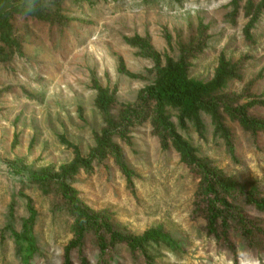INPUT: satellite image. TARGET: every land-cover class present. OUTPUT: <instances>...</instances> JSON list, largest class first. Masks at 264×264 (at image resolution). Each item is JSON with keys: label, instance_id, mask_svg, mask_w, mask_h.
<instances>
[{"label": "rangeland", "instance_id": "1", "mask_svg": "<svg viewBox=\"0 0 264 264\" xmlns=\"http://www.w3.org/2000/svg\"><path fill=\"white\" fill-rule=\"evenodd\" d=\"M181 58L190 79L218 83L197 113L125 122ZM186 153L264 199V0H0V264H22L13 233L34 241L29 264H97L94 231L72 248L75 216L58 201L70 169L80 207L140 242L115 244L108 264H264V212L241 200L220 247ZM236 211L261 231L253 244ZM153 232L180 248L144 240Z\"/></svg>", "mask_w": 264, "mask_h": 264}, {"label": "trees", "instance_id": "2", "mask_svg": "<svg viewBox=\"0 0 264 264\" xmlns=\"http://www.w3.org/2000/svg\"><path fill=\"white\" fill-rule=\"evenodd\" d=\"M45 7L46 11H51L50 5L47 3ZM43 21L54 20L46 17ZM67 22L69 23V21ZM185 67V61L182 58L174 64L171 63L152 88L139 94L133 109L127 112L125 122L136 125L142 124L149 113L152 112L155 123L163 125V112L166 107H172L188 114H196L198 108L202 105L203 99L209 98L216 91L218 83L216 80L209 84L190 79ZM108 102L107 99H101L103 107ZM224 111L226 116L239 120L244 124V127H247V117L243 118L242 113L238 114L229 108ZM185 157L187 159L186 163L192 168V172L201 173L202 175V187L197 197L203 202L199 207V211L207 220V234L214 237L220 247L229 248L230 242L228 239L231 227L228 220L234 218L233 212L239 208L236 205L243 200L257 211L264 212V199L260 197L258 188L253 185L225 181L213 173L207 165L193 161L189 157V153H186ZM73 172L74 169L64 172L55 182L59 203L67 207L75 216V239L72 248L77 247V249H80L87 231L93 230L95 245L99 251L97 264H108L112 261L114 257L113 249L117 243H125L134 249L141 250L140 242L121 235L108 226L102 218L91 215L87 210L80 207L66 184L68 176ZM31 181L34 184L45 186L50 185L52 182L48 177L42 175H33ZM227 199H232L235 203L230 206ZM236 212L239 219L240 233L248 243L253 244L261 231L255 224L250 223L242 213ZM33 219V217H30L24 221L22 223L23 228L26 229L28 222ZM13 234L20 246V243H26V247L22 248V264H29L36 248L34 241L27 235L22 238L18 234ZM144 240L166 242L171 246L180 248L177 241L159 232L146 234Z\"/></svg>", "mask_w": 264, "mask_h": 264}]
</instances>
